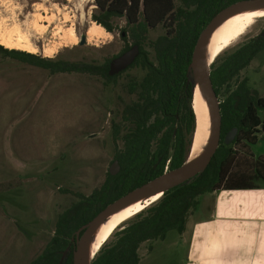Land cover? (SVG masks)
<instances>
[{
  "label": "rangeland",
  "instance_id": "1",
  "mask_svg": "<svg viewBox=\"0 0 264 264\" xmlns=\"http://www.w3.org/2000/svg\"><path fill=\"white\" fill-rule=\"evenodd\" d=\"M92 14L99 15L94 0H0V35L26 36L37 49L31 55L52 63L101 66L131 42L120 38L124 19H112V35L95 45L72 46L68 29L73 28L79 42L93 22ZM163 34L157 27L149 31L148 41ZM261 34L264 18L222 52L217 65ZM134 73L128 70L115 84H106L91 73H52L0 52V264H31L53 237L60 217L101 186L113 154L110 120L128 102L124 85ZM242 79L253 102L264 100V50L221 88L218 101L223 102ZM257 116L264 119V112L257 110ZM257 131L249 152L264 157V131ZM218 197L220 191L196 198L197 208L189 214L183 233L170 231L163 240L140 244L139 264H188L193 225L212 213ZM113 233L103 245L114 242ZM232 251L220 252L216 224L204 229L191 258L194 264H234Z\"/></svg>",
  "mask_w": 264,
  "mask_h": 264
},
{
  "label": "trees",
  "instance_id": "2",
  "mask_svg": "<svg viewBox=\"0 0 264 264\" xmlns=\"http://www.w3.org/2000/svg\"><path fill=\"white\" fill-rule=\"evenodd\" d=\"M240 1L248 0H94L99 15L92 14V21L112 35L114 28L110 20L124 19L125 29L120 31V38L139 49L132 65L112 77L108 76V66L113 58L101 66L52 63L49 59L0 47V52L10 59L52 73H91L106 84H115L128 70L137 72L129 75L124 85L128 102L110 120L113 143L110 163L117 162L119 171L113 176L107 171L98 189L80 197L60 217L53 237L31 264H72L78 229L108 204L186 162L195 129L191 107L194 84L189 69L192 51L211 19ZM157 27L164 34L149 42V31ZM131 46L125 45L115 57ZM261 50H264V34L238 48L221 64L217 65L218 57L212 62L209 78L217 97L221 88ZM257 110L264 112V100L253 102L246 79H242L219 102L220 141L206 169L164 193L156 203L130 219L113 233L114 242L103 245L90 264H139L140 244L163 240L170 231L184 232L189 214L197 208V197L220 190L254 189L257 182L264 184V157L254 158L249 152V146L257 142V129L264 131V119L260 120ZM232 128L237 129V135L225 146L223 137Z\"/></svg>",
  "mask_w": 264,
  "mask_h": 264
},
{
  "label": "water",
  "instance_id": "3",
  "mask_svg": "<svg viewBox=\"0 0 264 264\" xmlns=\"http://www.w3.org/2000/svg\"><path fill=\"white\" fill-rule=\"evenodd\" d=\"M251 7H264V0L240 1L221 10L211 19V21L200 33L192 51L189 69L194 84L191 107L195 117V129L193 132L192 143L190 145L187 160L190 157L197 131V113L194 107V95L197 87L200 89L209 110V137L201 157L197 161L188 165H186V160V162L178 169L164 173L162 176L155 178L147 184L134 189L123 197H120L114 202L108 204L98 215H96L86 225L78 229V231L75 233V250L72 254V264H86L85 252L90 236L94 230L113 213L117 212L133 201L143 198L149 199L155 195H160L161 197L164 193L192 180L206 169L219 145L221 118L218 97L214 92L209 78V72H206L204 62L202 60L204 43L210 33L220 24L223 19L242 9ZM123 35L124 34L122 33V36ZM85 44L86 36L82 35L79 37L78 45L83 46ZM138 54V47L133 45L126 52L113 58L108 66V76L112 77L128 69L135 61ZM236 134L237 129L232 128L223 137V144L225 146H229L233 142ZM118 171L119 166L117 162L112 163L108 169V172L111 176L115 175Z\"/></svg>",
  "mask_w": 264,
  "mask_h": 264
},
{
  "label": "bare ground",
  "instance_id": "4",
  "mask_svg": "<svg viewBox=\"0 0 264 264\" xmlns=\"http://www.w3.org/2000/svg\"><path fill=\"white\" fill-rule=\"evenodd\" d=\"M87 1L89 0H80V2ZM262 18H264V7H251L242 9L223 19L210 33L204 43L202 60L206 72H209L210 65L222 52L243 37L257 19ZM68 30L70 44H72V46L76 45L78 43L77 35L72 27ZM85 36L87 44L95 45L97 41L99 42V40L104 39V36H109V34L106 33L102 27L91 22L85 30ZM0 46L8 50H18L29 54H35L37 52L36 47L24 35H18L16 39H13L9 35H0ZM194 103L197 113V131L193 148L186 165L197 161L201 157L209 137V110L198 87L196 88L194 95ZM159 198L160 195H155L149 199L143 198L133 201L104 220L89 238L85 252L86 264H89L90 261H92L115 229L132 219L135 215L141 213L151 204L158 201Z\"/></svg>",
  "mask_w": 264,
  "mask_h": 264
},
{
  "label": "crops",
  "instance_id": "5",
  "mask_svg": "<svg viewBox=\"0 0 264 264\" xmlns=\"http://www.w3.org/2000/svg\"><path fill=\"white\" fill-rule=\"evenodd\" d=\"M211 210L193 225L188 264H194L191 257L197 253L204 229L216 224H220V252L232 248L234 264H264V186L220 190Z\"/></svg>",
  "mask_w": 264,
  "mask_h": 264
},
{
  "label": "flooded vegetation",
  "instance_id": "6",
  "mask_svg": "<svg viewBox=\"0 0 264 264\" xmlns=\"http://www.w3.org/2000/svg\"><path fill=\"white\" fill-rule=\"evenodd\" d=\"M237 135V134H236Z\"/></svg>",
  "mask_w": 264,
  "mask_h": 264
}]
</instances>
